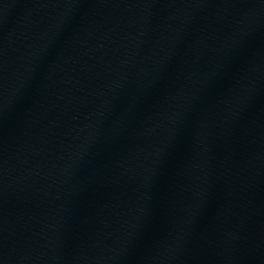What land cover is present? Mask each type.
Wrapping results in <instances>:
<instances>
[{"label":"water","instance_id":"obj_1","mask_svg":"<svg viewBox=\"0 0 264 264\" xmlns=\"http://www.w3.org/2000/svg\"><path fill=\"white\" fill-rule=\"evenodd\" d=\"M0 264H264V0H0Z\"/></svg>","mask_w":264,"mask_h":264}]
</instances>
